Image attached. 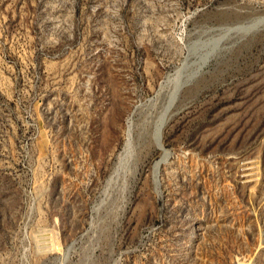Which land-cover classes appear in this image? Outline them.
<instances>
[{
    "label": "rangeland",
    "instance_id": "rangeland-1",
    "mask_svg": "<svg viewBox=\"0 0 264 264\" xmlns=\"http://www.w3.org/2000/svg\"><path fill=\"white\" fill-rule=\"evenodd\" d=\"M259 16L264 0H0V264H264ZM254 17L186 76L184 27L192 45Z\"/></svg>",
    "mask_w": 264,
    "mask_h": 264
},
{
    "label": "bare ground",
    "instance_id": "bare-ground-1",
    "mask_svg": "<svg viewBox=\"0 0 264 264\" xmlns=\"http://www.w3.org/2000/svg\"><path fill=\"white\" fill-rule=\"evenodd\" d=\"M258 17V16H256ZM256 17L248 20V21H244V22H241V23H238V24H233V25H222V26H217V27H214V28H211L210 31H216L218 36L216 39H213L212 41H197L196 43L197 44H192L190 45V41H189V31L186 30V28L184 27L183 28V36H182V43L185 47V50H186V60H188L189 63H184L182 64V68L184 67H187V68H192L193 70L187 74L186 76L187 77H191L192 75H194L196 73V71H198L200 68H202V66L204 65V61L206 60V58H208L211 50H209V47H207L206 45L209 44V43H212V48L210 49H215V47H218L221 42V40L225 39L226 36H229L230 34L232 35V37H236L238 38L239 34L241 33L242 29L244 31H247V30H251L253 29V21L256 20ZM264 20V19H263ZM260 16H259V19H257L256 22H262L263 21ZM255 23V22H254ZM258 26V25H257ZM264 26V25H263ZM256 27V26H255ZM243 31V32H244ZM213 34V33H212ZM191 36V35H190ZM211 37H214V36H211ZM185 38V39H184ZM215 38V37H214ZM239 39V38H238ZM186 40V42H185ZM192 47L193 46V52H191V49L189 47ZM211 47V46H210ZM220 47V46H219ZM202 56L204 61H199L198 59V56ZM183 63V62H182ZM206 63V62H205ZM180 67V68H181ZM178 68V70L180 69ZM177 70V69H176ZM177 70V72H178ZM183 71L180 70V78L179 77H176V79L174 80V82H172L173 78L172 76L170 78L168 77V79L171 80V82L173 83V87L171 89V91L169 92V89H168V96L170 95V100H174L177 92L179 91V85H180V82L181 80L184 78L182 74ZM169 76V75H168ZM174 76V75H173ZM169 83V82H168ZM162 88V87H161ZM160 91V90H159ZM170 103L171 102H168L167 106H166V110L169 108L170 106ZM138 109V108H137ZM167 112V111H166ZM132 114L129 116L128 120H127V129H126V142H125V146H124V149H123V153H126V152H129L131 150V144H132ZM161 120V119H160ZM156 124V123H155ZM134 125V124H133ZM157 133L158 135V131L155 129V134ZM156 136V135H155ZM127 158V157H126ZM161 162V161H160ZM159 163V162H158ZM157 163V165H158ZM155 167V166H154ZM48 247V246H47Z\"/></svg>",
    "mask_w": 264,
    "mask_h": 264
}]
</instances>
